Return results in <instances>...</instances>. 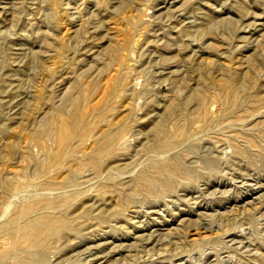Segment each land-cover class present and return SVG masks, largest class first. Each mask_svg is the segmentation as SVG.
Here are the masks:
<instances>
[{"label": "rangeland", "instance_id": "rangeland-1", "mask_svg": "<svg viewBox=\"0 0 264 264\" xmlns=\"http://www.w3.org/2000/svg\"><path fill=\"white\" fill-rule=\"evenodd\" d=\"M0 264H264V0H0Z\"/></svg>", "mask_w": 264, "mask_h": 264}]
</instances>
